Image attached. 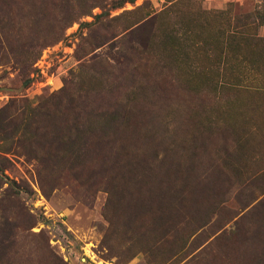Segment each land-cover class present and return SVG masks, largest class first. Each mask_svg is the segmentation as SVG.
Segmentation results:
<instances>
[{
  "label": "rangeland",
  "instance_id": "rangeland-1",
  "mask_svg": "<svg viewBox=\"0 0 264 264\" xmlns=\"http://www.w3.org/2000/svg\"><path fill=\"white\" fill-rule=\"evenodd\" d=\"M116 2L0 0V264H264V95L194 55L264 0Z\"/></svg>",
  "mask_w": 264,
  "mask_h": 264
},
{
  "label": "trees",
  "instance_id": "trees-1",
  "mask_svg": "<svg viewBox=\"0 0 264 264\" xmlns=\"http://www.w3.org/2000/svg\"><path fill=\"white\" fill-rule=\"evenodd\" d=\"M121 3H124V0L116 2L117 5ZM229 7L234 6L229 5ZM237 10V12L229 9L222 12H206L201 8L197 10L194 27L195 40L199 45L195 48L194 55L197 60L209 62L216 57L219 58L215 61H219L221 56L225 58L223 69L220 72L218 70L213 72L215 74H212L213 70L210 69L211 72L204 73L205 79L226 77L232 90L252 92L253 94L250 95H264V11L259 13L258 11L243 12L240 8ZM225 22L224 32L219 28L216 29V25L220 26ZM212 25H215L214 28ZM176 40L177 37L168 32L164 36L163 43L168 48ZM43 115L35 113L33 118L39 119ZM117 119L125 118L113 114L109 116L108 125Z\"/></svg>",
  "mask_w": 264,
  "mask_h": 264
}]
</instances>
